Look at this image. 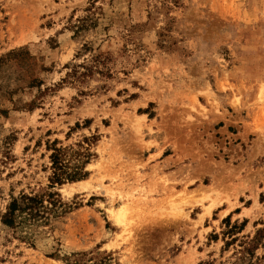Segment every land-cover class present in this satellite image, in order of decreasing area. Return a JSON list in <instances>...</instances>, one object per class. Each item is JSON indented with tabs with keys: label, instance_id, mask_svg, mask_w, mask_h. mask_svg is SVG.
Instances as JSON below:
<instances>
[{
	"label": "rangeland",
	"instance_id": "rangeland-1",
	"mask_svg": "<svg viewBox=\"0 0 264 264\" xmlns=\"http://www.w3.org/2000/svg\"><path fill=\"white\" fill-rule=\"evenodd\" d=\"M53 149L86 177L47 189ZM75 254L264 264V0H0V264Z\"/></svg>",
	"mask_w": 264,
	"mask_h": 264
},
{
	"label": "trees",
	"instance_id": "trees-1",
	"mask_svg": "<svg viewBox=\"0 0 264 264\" xmlns=\"http://www.w3.org/2000/svg\"><path fill=\"white\" fill-rule=\"evenodd\" d=\"M87 71L86 74H82L81 76L93 74L90 69H87ZM75 73L76 72H74V74ZM64 153L65 150L53 149V153L50 156L52 176L49 179L50 185L47 187L49 190L54 188V186L81 181L87 175V173L84 172V165L87 161L83 162L79 159L75 165L68 167L67 163L63 161L62 156ZM89 156V153H85L79 157H83L87 160ZM61 209L62 203L57 193L20 195L17 198H11L6 212L2 216L1 222L4 226L11 229H16L27 223L46 224L51 216L57 217V215L62 212ZM78 256H80V254L73 255L75 259L67 264H83ZM95 264L103 263L99 261Z\"/></svg>",
	"mask_w": 264,
	"mask_h": 264
},
{
	"label": "bare ground",
	"instance_id": "bare-ground-1",
	"mask_svg": "<svg viewBox=\"0 0 264 264\" xmlns=\"http://www.w3.org/2000/svg\"><path fill=\"white\" fill-rule=\"evenodd\" d=\"M121 210H122V209H119V210H118V213H119Z\"/></svg>",
	"mask_w": 264,
	"mask_h": 264
}]
</instances>
